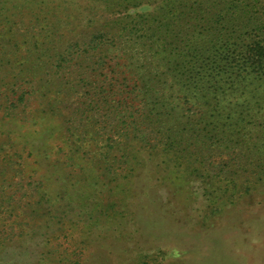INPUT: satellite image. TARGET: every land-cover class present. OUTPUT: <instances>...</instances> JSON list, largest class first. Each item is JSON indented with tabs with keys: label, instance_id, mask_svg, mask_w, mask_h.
<instances>
[{
	"label": "rangeland",
	"instance_id": "1",
	"mask_svg": "<svg viewBox=\"0 0 264 264\" xmlns=\"http://www.w3.org/2000/svg\"><path fill=\"white\" fill-rule=\"evenodd\" d=\"M48 1V8L61 6L59 40L44 37L50 26L30 21L25 1L0 0V140L32 134L33 150L0 142V264H264V87L248 86L243 97L250 102L221 108L222 117L192 119L196 112L181 109L166 124L141 120L139 129L122 128L126 107L149 108L139 84L111 78L128 57L147 59L140 46L146 28L131 42L112 46L105 35L94 40L104 45L96 53L76 54L70 46L85 47L101 24L84 20L76 0ZM111 7L102 19L110 26ZM58 54L73 62L52 68ZM81 73L86 86L68 89ZM136 73L122 75L135 80ZM57 95L65 101L48 141L74 154H39L47 149L42 116ZM86 107L83 118L73 113ZM225 111L240 116L237 124Z\"/></svg>",
	"mask_w": 264,
	"mask_h": 264
},
{
	"label": "trees",
	"instance_id": "2",
	"mask_svg": "<svg viewBox=\"0 0 264 264\" xmlns=\"http://www.w3.org/2000/svg\"><path fill=\"white\" fill-rule=\"evenodd\" d=\"M17 1H25V6L31 14L30 21L40 23L43 27L50 26L45 38L50 36V40H59L63 36L65 30L64 32L56 30V21L59 22L62 16L59 4L48 8V2H50L48 0ZM76 1H78L75 3L77 12L82 14L80 16L88 22L101 24L102 27L95 28L93 31L96 32L90 33L91 41L86 42L88 44L85 47L77 43L75 46H70L73 53H85V55L96 53L104 45L94 40H103L102 37L105 35L111 39L112 46L116 44L115 40L126 39V42H131L133 40L131 35L135 31L139 32L142 27L146 28L147 34L143 36L140 46H147L144 53L147 59L139 62L137 57H134L135 61L132 62L128 57L125 63L127 69L119 70L120 76L111 78L112 82L117 80L124 86L126 82L128 87L132 81L136 83L135 85L139 84L141 87L138 92L142 94L141 101H146L149 108L146 111H137V109L126 107L118 121L122 128L129 126L133 131L139 129L141 120L166 124L168 118L171 120L173 117H179L181 109L196 112L190 115L192 119L203 115L210 118L222 117L220 116L223 115L221 108L222 110L232 108L242 99L243 102H250L243 97L248 86L258 82L259 86L264 87V0H127L128 3L123 8L111 4L115 9L109 18L111 26L109 23H104L102 19L105 11L112 9L111 6L106 8L108 3L118 0ZM23 9L24 7L21 8L22 11ZM108 26L120 29L108 31ZM69 28L73 31L77 29ZM126 28H129V31L127 34H122V30ZM66 40L69 38L67 37ZM185 42L187 44H184ZM58 55L57 64L52 68L64 69L65 62H73L71 58L67 59L65 56ZM80 68H83V64ZM62 72L54 71L52 74L59 76ZM124 72L127 75H135L137 72L136 74H140L141 77L134 80L132 77L122 75ZM82 73L78 76L80 80H76L75 85L72 81L68 89L86 86L85 82L88 78ZM193 76L195 78L192 82ZM242 84L245 89L239 92ZM158 85L166 88L158 90ZM24 96L25 94L21 93L17 99H24ZM127 99L125 96L124 101ZM64 101L62 95L50 96L48 99V105H51L50 109L53 111L49 110L51 114L48 117L45 116L46 118L42 116L48 121V128H46V134L43 132L40 138H47L43 146L51 150L43 147L38 150L39 154L50 151L55 156L60 153L65 156L68 152L74 154L71 150L65 151L62 143L52 145L48 141L53 134L50 127L58 126L56 121L60 113H56L55 110ZM177 106L179 109L175 112ZM205 108H207L206 112L203 111ZM210 110H216V112L207 113ZM45 111L46 109L42 110L46 113ZM88 112L86 107L73 113L83 118L86 114L88 115ZM225 112L227 116L224 118L234 120L237 124L240 116L233 118L229 111ZM239 113L242 115V112ZM228 123L232 124V122ZM167 131L169 132V129ZM235 133L239 135L240 130L235 129ZM31 136L32 134H23L22 138L25 142H21L22 138L18 139V135L6 133L3 141L24 143L21 149L32 154L33 150L28 146V138ZM3 141L0 140L2 144ZM69 158L74 159L75 156ZM68 164L72 165L69 162Z\"/></svg>",
	"mask_w": 264,
	"mask_h": 264
}]
</instances>
